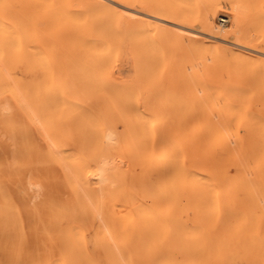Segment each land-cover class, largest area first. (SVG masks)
<instances>
[{
  "label": "bare ground",
  "instance_id": "1",
  "mask_svg": "<svg viewBox=\"0 0 264 264\" xmlns=\"http://www.w3.org/2000/svg\"><path fill=\"white\" fill-rule=\"evenodd\" d=\"M222 1L113 0L114 146L50 152V264H264V0Z\"/></svg>",
  "mask_w": 264,
  "mask_h": 264
},
{
  "label": "rangeland",
  "instance_id": "2",
  "mask_svg": "<svg viewBox=\"0 0 264 264\" xmlns=\"http://www.w3.org/2000/svg\"><path fill=\"white\" fill-rule=\"evenodd\" d=\"M227 5L214 18L222 29L233 21ZM114 8L113 0H0V264H50V152L93 165L113 149ZM153 71L151 91L178 101L184 91L158 86ZM253 92L264 99V89Z\"/></svg>",
  "mask_w": 264,
  "mask_h": 264
}]
</instances>
